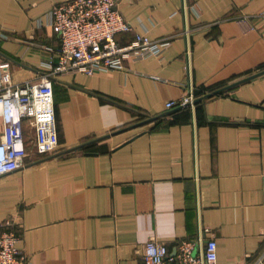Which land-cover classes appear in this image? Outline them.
<instances>
[{"label":"crops","instance_id":"crops-1","mask_svg":"<svg viewBox=\"0 0 264 264\" xmlns=\"http://www.w3.org/2000/svg\"><path fill=\"white\" fill-rule=\"evenodd\" d=\"M62 1L0 0V73L48 70ZM116 7L131 25L119 43L137 32L170 45L55 76L58 149L40 155L26 139L21 166L0 175V231L11 222L23 264H143L149 239L175 254L200 234L215 239L217 264H264V72L241 80L264 70V0Z\"/></svg>","mask_w":264,"mask_h":264},{"label":"built area","instance_id":"built-area-1","mask_svg":"<svg viewBox=\"0 0 264 264\" xmlns=\"http://www.w3.org/2000/svg\"><path fill=\"white\" fill-rule=\"evenodd\" d=\"M264 16V11L260 12ZM50 22L59 43L52 53L56 60L37 78L15 81L9 71L0 73V118L4 131L0 139V175L13 171L23 162L25 123L33 133L36 153L49 155L59 145L53 101V80L57 75H92L123 67L126 59L139 61L161 56L171 39L152 40L133 33L128 43H119L117 35L131 31L130 23L116 7V0H65L54 4ZM192 94L166 102V107L191 103ZM0 231V264H23L17 235L11 222ZM200 234L197 240L182 239L171 254L166 245L149 239L143 246V264H217V245L213 237ZM262 264V261H260Z\"/></svg>","mask_w":264,"mask_h":264},{"label":"rangeland","instance_id":"rangeland-1","mask_svg":"<svg viewBox=\"0 0 264 264\" xmlns=\"http://www.w3.org/2000/svg\"><path fill=\"white\" fill-rule=\"evenodd\" d=\"M25 137L29 142H33L31 128L27 125V123H25Z\"/></svg>","mask_w":264,"mask_h":264},{"label":"water","instance_id":"water-1","mask_svg":"<svg viewBox=\"0 0 264 264\" xmlns=\"http://www.w3.org/2000/svg\"><path fill=\"white\" fill-rule=\"evenodd\" d=\"M263 72H264V70H263V71H260V72H258V73H255V74H253V75H251V76H249V77H246L245 79H241V80L249 79V78L254 77V76H256V75H258V74H261V73H263ZM241 80H240V81H241ZM238 82H239V81H238ZM222 89H223V88H222ZM222 89H218V90H215V91L212 92V93H208V94L204 95V97H201V98H199V99H197V100L203 99V98H205V97H207L208 95H211V94H213V93H217V92L221 91ZM197 100H196V101H197Z\"/></svg>","mask_w":264,"mask_h":264}]
</instances>
